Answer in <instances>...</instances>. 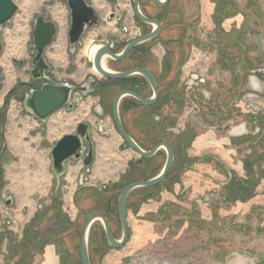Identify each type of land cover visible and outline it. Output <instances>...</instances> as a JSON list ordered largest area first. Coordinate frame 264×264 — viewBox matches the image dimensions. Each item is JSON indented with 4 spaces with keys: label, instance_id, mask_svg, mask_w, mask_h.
Segmentation results:
<instances>
[{
    "label": "rangeland",
    "instance_id": "obj_1",
    "mask_svg": "<svg viewBox=\"0 0 264 264\" xmlns=\"http://www.w3.org/2000/svg\"><path fill=\"white\" fill-rule=\"evenodd\" d=\"M14 2L18 9L4 28L0 54V117L6 118L3 132L0 120V264H82L80 237L89 214L108 213L114 236L121 239L118 194L130 182L158 175L166 161L163 149L150 158L140 156L120 136L112 117L113 98L122 87L133 89L139 84L148 97L152 95L148 83H105L97 76L86 77L92 71L82 51L92 39L117 31V19L111 21L110 12L126 9L133 25L131 3L102 0V24L85 37L81 50L72 53L66 0ZM171 6L181 16H189V40L179 63L175 65L177 51L158 41L149 46L154 50V60H149L150 50L151 57L140 60L147 66L162 60L161 83L167 98L155 107L138 105L124 110L123 117L142 148L150 150L165 140L174 146L176 158L161 184L131 193L127 204L129 234L124 245L111 246L102 223L93 224L90 257L93 264H264V113L246 109L242 101L250 96L243 95L254 89L250 103L264 110V0H173ZM38 14L53 21L60 19L62 24L45 52L52 65L51 75L93 89L75 93L74 110L57 111L44 125L47 132L41 130L43 123L26 113L17 95L9 101L6 114L2 112L9 90L30 79L29 46ZM19 17L23 31L16 37L22 40L24 51L11 57L8 39ZM177 21L172 20L168 27H177ZM59 39L63 44L56 60L53 54ZM257 70L258 85L253 87L251 79ZM193 71L206 82L186 89L185 80ZM204 92L210 93L211 99ZM155 116L165 118L157 121ZM94 118L98 119L95 137L99 147L94 167L86 176L81 174L84 168L76 179V173L70 172L77 161L59 187L52 181L29 195L18 191L20 156L10 142L12 131L23 133L22 140L36 139L30 141L29 149L44 155L49 180L54 176L50 151L55 137L73 132L80 120L92 122ZM243 125L245 131L234 133ZM15 143L18 145L19 140ZM11 166L15 167L12 171ZM188 171L201 179L195 176L188 183L190 188L183 189L182 177ZM81 176L86 179L83 184L79 183ZM49 194L58 205L50 217L40 214Z\"/></svg>",
    "mask_w": 264,
    "mask_h": 264
},
{
    "label": "water",
    "instance_id": "obj_2",
    "mask_svg": "<svg viewBox=\"0 0 264 264\" xmlns=\"http://www.w3.org/2000/svg\"><path fill=\"white\" fill-rule=\"evenodd\" d=\"M169 1L170 0H154L158 6H165ZM67 3L72 17L69 30V42L70 49L73 50L74 45L79 41L86 23L88 26L96 24L98 22V15L95 13L94 9L85 3L84 0H67ZM134 5L135 13L138 19L143 22L152 23L156 26V28H154V30L148 34L132 39L120 53H115L112 50L114 43L118 38L117 35H109V40H94L91 45H95L97 48L93 54V57L89 58V62L95 73L106 79L120 80L133 75H140L147 80L153 91V95L151 97H146L139 94L135 90H119L113 98L112 117L120 136L124 139L126 144L134 151L139 153L140 156L143 158H150L160 149H164L166 151V161L163 169L158 175L147 180L130 182L126 184L118 194L117 211L122 226L121 239H117L114 236L111 224L104 213L96 211L89 214V216L84 221L80 237V257L82 264H92L89 251V234L92 225L96 221H100L103 224L107 241L111 246L118 248L125 244L129 234L127 199L130 192L137 187H152L163 182L166 179V176L175 160V149L165 140L158 142L150 150H145L142 148V146L126 129L120 114V103L125 96H132L142 104L148 106L157 102L160 96V91L155 73L150 68L146 67L118 71L113 70L108 66V64L105 63L106 59L115 61L123 59L126 54L130 52V50L136 45L148 41L160 33L162 29L161 23L157 20L149 18L142 12L139 0H134ZM17 9L18 6L14 0H0V35L2 34V28L11 23L12 18L17 12ZM56 34L57 26L53 21H46L42 16H38L36 18L33 29L32 49L37 51L36 59L40 61L42 67L48 70L50 69V66L47 64L44 52L46 47L52 44ZM46 77L49 76H46L45 72L43 71L41 78ZM84 86H86V84ZM84 86H78L77 88L76 85L69 86L68 84H46L41 90H36L32 93V96L29 97L27 107L36 117L45 122L51 114L68 104L72 90L77 88L82 93L93 91V89L89 87L84 88ZM68 107L69 109L72 108L70 105ZM89 129L90 126L87 122H80L76 133L65 134L60 140L52 145V171L58 178L66 173L67 162L70 159L80 160L83 158L86 149V141L89 143L90 148L84 157V164L87 167L93 164L94 147ZM8 196L10 197V193H8ZM7 203L10 202L7 201Z\"/></svg>",
    "mask_w": 264,
    "mask_h": 264
},
{
    "label": "flooded vegetation",
    "instance_id": "obj_3",
    "mask_svg": "<svg viewBox=\"0 0 264 264\" xmlns=\"http://www.w3.org/2000/svg\"><path fill=\"white\" fill-rule=\"evenodd\" d=\"M84 1L89 7L94 9L95 13L98 15V22L96 24L92 25V26H88V24L86 23V25L84 27V30H83L80 38H79V41L74 45V49L73 50L70 49V42H69V51L72 52V53H75L76 51L81 50V48L84 46L85 37L94 28H97V27H99L102 24V16L100 14L101 12L99 11L100 9H104L105 8V5H104V3H102V0H84ZM139 1H140V8H141L142 12L146 16H148L149 18L157 20V21H159L161 23L162 29H161L160 33L156 37L136 45L134 48H132L130 50V52H128L126 54V56L123 59H121L119 61H115V60H111V59L107 60L106 59L107 61L105 60V63L108 64V66L110 68H112L113 70H118V71L130 70V69L138 68V67H146V68H150L154 72V70H153L154 66L153 65H148V66L147 65H142L140 60L144 56H147V55L149 57H151V54H149V52H147L148 50H150L151 53H152V57L149 60H151V59L154 60V57H153L154 56L153 55L154 54V50L152 48H150L149 46H150L151 43L158 41V42H160V44H163L164 46H167V47L170 46L169 49L172 47L174 50L177 51L174 54V56L176 58L175 65H177L179 63L181 57H182V51H184L185 44L189 40V33H187V30L189 28V19H188L189 16H188V13H186L187 15L184 13L183 16H181V12L180 11H177V10L175 11L174 9L171 10L170 8L172 7L171 5H172V1L173 0H170L165 6H158L154 2V0H139ZM130 3H131L132 11H133V25H131L132 23L130 24L129 18L127 17V14H126V9L121 8L117 12H115V11L110 12L109 19L111 21L115 20V18L117 19V22H116L117 23V31L114 32V33L108 32L105 37L92 39L91 42L82 51V54H84V56H86V59H87V62H88L87 66L92 71V73L91 74L88 73L86 75V77L97 76V74L95 73L94 69L91 68V65H90V62H89V55H88L89 54V50L92 47L91 44L93 43L94 40H109V35H111V34L117 35L118 38L116 39L112 50L115 53H120V52H122L124 50L125 46L132 39H134V38H136L138 36H141V35L148 34V33L152 32L154 30V28H156V26L154 24H152V23L143 22V21L139 20L138 17L136 16V13H135L134 0H130ZM67 5H68V3H67ZM69 15H70V24H71L72 17H71L70 9H69ZM38 16L44 17V19L46 21H48V20L53 21L52 19H49L48 17H45L44 15H40V14L36 15L35 20H36V18ZM175 19H178L177 27L172 25V27L169 28L168 24L169 23H173L172 20H175ZM35 20H34V24H35ZM169 20H171V21H169ZM179 20H181V21H179ZM11 22H12V20H11ZM53 22L57 26V33H58L59 21H53ZM34 24H33V29H34ZM5 27L6 26H4L2 28V34L0 35V54L3 52V49H4L3 36H4V28ZM69 30H70V28H69ZM168 31L171 32L170 35H167ZM68 35H69V33H68ZM32 36H33V31H32ZM55 37H54V39H55ZM32 45H33V43L29 46V54L31 56L30 69H29L30 79L27 80V81H22L21 80L18 84H16V86H13L9 90V92L5 96V101L2 104V108H3L2 112L6 114V109L9 106V101L11 100V98H15L16 95H17V98L18 99L20 98V100H22V103L24 104V110L26 111V113L27 114H32L37 120H39L41 123H43V121L40 120L38 117H36L32 113V111L27 107L29 97L32 96V93L34 91H36V90H41L43 88V86L46 85V84H56V85H58V84H68L69 86H73V85H76V84L73 83L72 81H69V80L59 81L58 79L54 78L53 75H51L52 65L50 64V62H48V60H47V58L45 56L46 55L45 52L48 49V47L51 46V44L46 47L45 52H44V56H45V59L47 61V64L50 66L49 70L46 69V68H43L42 64L40 63V61L36 59L37 51L35 49H32ZM94 47L97 48V46H94ZM96 48H94V51L96 50ZM14 62H15V60H14ZM115 65H117V66H115ZM43 71L45 72L46 76H49V77L41 78V74H42ZM257 72H258V70L255 71L253 73V75H252L251 84H252L253 87L258 85V77L255 75ZM195 75H197L196 71H193V73L189 72V78L187 80H185V85L187 86L186 89H191L190 88L191 86L192 87L193 86H198L201 83L204 84L206 82L204 79H201L199 76L196 77L195 80L192 79V77L195 76ZM141 78L144 79L145 82H147V80L145 78H143L142 76H140V75H133V76H130V77H127V78H124V79H120V80L123 81V82H127V81L131 82V81H133L134 83L131 82L132 84H137L138 80L140 81ZM197 80H199V81H197ZM110 81H116V80L107 79V81L105 83H109ZM157 82H158V80H157ZM192 83H195V84H192ZM190 84H191V86H190ZM137 85L138 86L137 87L134 86L133 89L129 88V87H122L120 90H122V89H131V90H135L136 92H138V90H140L141 85H139V84H137ZM142 85H144V82L142 83ZM145 85H146V83H145ZM78 86L80 87V86H84V85H76L77 88H78ZM158 86H159L160 96H159V98H158V100H157V102L155 104L149 105L150 107H155L160 102L161 89H160L159 82H158ZM77 88L71 91L68 104L63 107L64 109L66 108L67 112H72L74 110V108H75L74 107V102H72L73 101V95L75 93L81 92ZM84 88H88V86L86 85V86H84ZM150 89H151V87H150ZM254 92H256L254 89L253 90H248L243 95V96H245L247 93L250 95L247 98L243 97L242 101L245 103V108L246 109H251L255 113L256 112L259 113L261 111H263V113H264V110H263L262 107H259V108L256 109L250 103V101H251L250 99L254 98V95H255ZM18 94H21V95H18ZM204 94L207 97V99L209 97H210L209 99H211L210 93L204 92ZM152 95H153V91H152ZM151 96H148V97H151ZM139 103H141V102H139ZM121 104H123V102H121ZM69 105L72 108L69 109V107H68ZM146 106H148V105H146ZM63 108H61L58 111L63 110ZM120 109H121V105H120ZM56 112L51 114L49 116V118H51ZM120 114H121V111H120ZM4 117H2V116L0 117V120L2 122V126H1V131L2 132L4 131L5 122H6V118H4ZM80 122H83V121H80ZM44 125H46V124L43 123V126L41 127V130H42L43 127H45ZM78 127H79V124H77L75 126V129L73 130V132H70V133H76V131L78 130ZM245 129H246V126L243 125L241 128H238L237 130H235L234 133L245 131ZM257 131H259V130H257ZM67 134H69V133H67ZM2 137L5 138L3 133H2ZM5 144L6 143H4L3 146H5ZM85 145H86V149H85L83 158L80 159V160H77V161H81L82 162V165H83L85 170L83 172H81V174H84V176H86V174L91 171V166H92V165H90L89 167H87L84 164V157H85V155L87 154V152L89 151V148H90L89 143L87 141L85 142ZM93 147H94V151H95L94 143H93ZM160 150H162V149H160ZM165 153H166V151H165ZM175 158H176V150H175ZM71 160L75 161L74 159H70L69 161H71ZM94 160H95V152H94ZM66 172H67V170H66ZM166 178H167V176H166ZM84 180H85V178L82 179V176H81L80 179H79V181H80L79 183L83 184L85 182ZM159 184H161V183H159ZM159 184H157V185H159ZM157 185H155V186H157ZM108 220H109V218H108ZM103 228H104V226H103Z\"/></svg>",
    "mask_w": 264,
    "mask_h": 264
},
{
    "label": "crops",
    "instance_id": "obj_4",
    "mask_svg": "<svg viewBox=\"0 0 264 264\" xmlns=\"http://www.w3.org/2000/svg\"><path fill=\"white\" fill-rule=\"evenodd\" d=\"M206 21H208L207 20V18H206ZM154 65V73L156 74V77H157V80H158V82H159V85H160V89H161V101L162 100H164L165 98H167L165 95L166 94H164L163 93V90L162 89H164L163 88V86H162V83H161V72H162V70H163V65H162V60L161 59H159V60H157V61H155V63L153 64ZM96 77V76H95ZM97 77H100L101 78V80H103V81H107V79L106 78H104V77H101V76H99V75H97ZM144 88V87H143ZM81 93V92H80ZM89 93V92H88ZM165 96V97H164ZM132 101V102H131ZM121 102H123V104H121L120 103V105H121V109H120V111H121V118H122V121H123V123H124V125H125V127H126V124H125V121H124V117H123V115H124V110H127V109H129L130 111L132 110V108H136L138 105V107H141V108H147V107H150V106H146L145 104H142V103H139V101L137 100V99H135L134 97H132V96H125L123 99H122V101ZM165 102V101H164ZM159 107V106H158ZM164 108V107H163ZM100 112H102V111H100ZM160 112V110L158 109V112L157 113H159ZM163 113H164V111H162ZM67 113H71V112H67ZM98 114H100V113H98ZM165 115V114H164ZM98 116H101V115H98ZM97 116V117H98ZM53 117V116H52ZM155 118H157V121H160V120H162L163 118H165V117H161V118H158L157 116H155ZM13 119V118H12ZM96 118H94V121H92V122H87L88 124H89V126H90V134H91V137H92V141H93V143H94V146H95V160H94V163L92 164V168L94 167V164H95V162H96V157H97V154H98V147H99V143H98V140H97V138L95 137V135L97 134L96 133V131H95V128H97L96 127V123H97V120H95ZM49 121H50V118L47 120V121H45V122H43V123H45L46 124V126L48 125V123H49ZM81 121V120H80ZM79 121V122H80ZM79 122L77 123V124H79ZM76 124V125H77ZM43 127L42 128V130L43 131H45V132H47V130H48V127ZM126 129L128 130V132L133 136V134L131 133V131L126 127ZM97 130V129H96ZM13 133V134H12ZM12 135H11V137H10V142L13 144V148H18L19 150V156H20V163L17 165L18 167L16 168V170H18L17 172H20L21 173V179H20V185H16V187H17V189H18V191H20V193H22L23 195H29L30 194V192L31 191H33V190H38V189H40V190H42L45 186H46V184L47 185H49L50 186V183L52 182V181H54V182H56V186H60V184L62 183V181H63V179H66L67 177H66V175L69 173V169H70V167H71V165H74V163L75 162H77V160H75V161H73V160H71V161H68L67 162V172L64 174V175H62L61 177H57L55 174H53L54 176H52V179H50L49 178V180L47 179V175H46V172H45V170H44V167H45V157H44V155L42 154V153H40V154H34V153H32L31 151H30V149H29V146H30V144H31V142L32 141H35L36 139H33V140H30V141H26V140H22V136H23V133H21V132H18V134H16V133H14L13 131H12ZM69 133V132H68ZM65 134H67V133H65ZM65 134H61L59 137L58 136H56L57 137V139H56V137H55V140H54V142L53 143H51V147H52V145H54L62 136H64ZM14 136L16 137V139H18L19 140V144L17 145V143H15V141H16V139L14 138ZM230 136V135H229ZM134 137V136H133ZM135 138V137H134ZM136 139V138H135ZM137 140V139H136ZM139 142V141H138ZM50 157H51V151H50ZM42 160V161H41ZM51 161H52V158H51ZM41 162V163H40ZM80 163V164H79ZM119 167H121V166H119ZM11 168V171H12V169H14L15 167L13 166H11L10 167ZM84 167H83V165H82V162L80 161V162H78V164L77 165H75V166H73V167H71V170H70V172H72L73 171V173H76L75 174V179L77 178V175L82 171V169H83ZM39 170V171H38ZM117 169L115 168V169H112L111 171H116ZM14 171V170H13ZM41 174H39V173ZM83 172V171H82ZM35 173V174H34ZM44 174V175H43ZM71 174V173H70ZM34 175V176H33ZM39 175V176H38ZM72 175V174H71ZM71 175L69 176L70 177V179H71ZM43 176H44V178H43ZM68 176V175H67ZM195 176L196 175H194L193 173H191V172H186L184 175H183V177H182V183H183V185H181V187L182 186H185V187H182L183 189L184 188H190L189 187V185L190 184H188V183H192L191 181H193L194 180V178H195ZM37 177V178H36ZM154 177V176H153ZM153 177H150V178H153ZM42 178V179H41ZM150 178H147V179H150ZM196 178H198V179H201L200 177H197L196 176ZM191 179H193V180H191ZM196 180V179H195ZM195 184V183H194ZM37 187V188H36ZM192 187V186H191ZM138 188H145V187H137V188H135L134 190H136V189H138ZM134 190H132L131 192H130V194H129V196H128V199H129V197L131 196V193L134 191ZM46 193H48V190L46 191ZM50 194H51V192H50ZM50 194H49V197H48V200H46V202H48L46 205V207L43 209V210H41L40 211V214L41 213H43V214H49V217L50 216H52L51 214V212H54L55 210H58V205H57V202H56V200H50ZM45 195H47V194H45ZM44 195V196H45ZM54 198V196H52V199ZM168 198V197H167ZM128 199H127V204H128ZM49 204V205H48ZM30 205H31V203H30ZM62 210V209H61ZM63 211V210H62ZM128 217V223L130 222V217L129 216H127ZM89 251H90V245H89ZM91 261H92V259H91ZM92 264H93V262H92Z\"/></svg>",
    "mask_w": 264,
    "mask_h": 264
},
{
    "label": "bare ground",
    "instance_id": "obj_5",
    "mask_svg": "<svg viewBox=\"0 0 264 264\" xmlns=\"http://www.w3.org/2000/svg\"><path fill=\"white\" fill-rule=\"evenodd\" d=\"M57 10V9H56ZM59 10V9H58ZM55 12H57V11H55ZM58 17H60V16H58ZM58 17H56V18H58ZM59 21H61L60 19H58ZM20 22V23H19ZM16 23V26L14 27V32L12 33V35H11V38H9L8 40L10 41L9 42V50H8V55L9 56H20L21 54H23L22 52L24 51V49H22L21 47H20V43L22 42V40L21 39H19L20 37H16L17 36V34H20V33H22V31H23V27H22V23H23V20H22V17H19V19L17 18V21L15 22ZM59 24L60 25H62L61 24V22H59ZM15 36V37H14ZM61 37V36H60ZM63 42V39H59L58 40V43H56V45H55V49H54V54H53V58H55L56 60H59V58H60V53H61V50H62V43ZM95 46V45H94ZM94 46H92L91 48H90V50H89V58H92L93 57V54H94V48H96V47H94ZM4 67V66H3ZM42 161V160H41ZM41 163V162H40ZM39 171V170H38ZM39 173V172H38ZM41 173V172H40ZM39 173V174H40ZM35 174V173H34ZM41 175V174H40ZM44 175V174H43ZM34 176V175H33ZM39 176V175H38ZM37 178V177H36ZM43 178H44V176H43ZM42 179V178H41ZM37 188V187H36Z\"/></svg>",
    "mask_w": 264,
    "mask_h": 264
},
{
    "label": "trees",
    "instance_id": "obj_6",
    "mask_svg": "<svg viewBox=\"0 0 264 264\" xmlns=\"http://www.w3.org/2000/svg\"><path fill=\"white\" fill-rule=\"evenodd\" d=\"M120 81H121V80H116V82H120ZM138 82L143 83V82H145V80L141 78V80H140V81L138 80ZM138 93L142 94V91H141V90H138ZM142 95H143V94H142ZM106 215L109 216L108 213H106ZM92 227H93V225H92ZM92 227H91V229H92ZM90 232H91V231H90ZM89 244H90V234H89Z\"/></svg>",
    "mask_w": 264,
    "mask_h": 264
},
{
    "label": "built area",
    "instance_id": "obj_7",
    "mask_svg": "<svg viewBox=\"0 0 264 264\" xmlns=\"http://www.w3.org/2000/svg\"><path fill=\"white\" fill-rule=\"evenodd\" d=\"M198 76H200V75L197 73V75L193 76V77H192V79H194V80H195V79H196V77H198ZM204 80H205V79H204ZM188 82H189V81H188ZM192 84H195V83H192ZM190 86H191V84H190ZM193 87H194V86H193ZM193 87L191 86L190 88H193ZM188 88H189V87H188ZM85 180H86V179H85Z\"/></svg>",
    "mask_w": 264,
    "mask_h": 264
}]
</instances>
